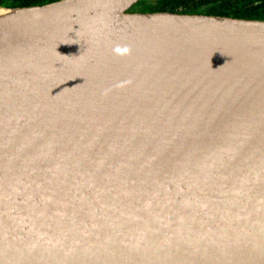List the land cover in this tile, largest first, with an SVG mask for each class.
Wrapping results in <instances>:
<instances>
[{"label":"water","instance_id":"95a60500","mask_svg":"<svg viewBox=\"0 0 264 264\" xmlns=\"http://www.w3.org/2000/svg\"><path fill=\"white\" fill-rule=\"evenodd\" d=\"M138 1L0 3V264H264V20Z\"/></svg>","mask_w":264,"mask_h":264},{"label":"trees","instance_id":"16d2710c","mask_svg":"<svg viewBox=\"0 0 264 264\" xmlns=\"http://www.w3.org/2000/svg\"><path fill=\"white\" fill-rule=\"evenodd\" d=\"M56 0H1L5 7L42 5ZM130 11L198 13L264 20V0H139Z\"/></svg>","mask_w":264,"mask_h":264},{"label":"clouds","instance_id":"9594fccd","mask_svg":"<svg viewBox=\"0 0 264 264\" xmlns=\"http://www.w3.org/2000/svg\"><path fill=\"white\" fill-rule=\"evenodd\" d=\"M131 51V47L128 45H115L112 48V54L118 58H124L131 55Z\"/></svg>","mask_w":264,"mask_h":264},{"label":"bare ground","instance_id":"6f19581e","mask_svg":"<svg viewBox=\"0 0 264 264\" xmlns=\"http://www.w3.org/2000/svg\"><path fill=\"white\" fill-rule=\"evenodd\" d=\"M9 11V10H8ZM6 11H4V10H2V9H0V13H5Z\"/></svg>","mask_w":264,"mask_h":264},{"label":"flooded vegetation","instance_id":"af4514ba","mask_svg":"<svg viewBox=\"0 0 264 264\" xmlns=\"http://www.w3.org/2000/svg\"><path fill=\"white\" fill-rule=\"evenodd\" d=\"M4 1H8V0H4Z\"/></svg>","mask_w":264,"mask_h":264}]
</instances>
